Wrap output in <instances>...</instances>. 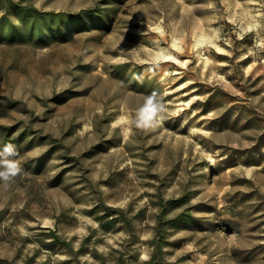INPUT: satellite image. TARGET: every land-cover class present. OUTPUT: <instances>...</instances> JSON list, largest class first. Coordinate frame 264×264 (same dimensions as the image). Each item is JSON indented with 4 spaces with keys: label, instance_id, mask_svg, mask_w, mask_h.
<instances>
[{
    "label": "rangeland",
    "instance_id": "374dc122",
    "mask_svg": "<svg viewBox=\"0 0 264 264\" xmlns=\"http://www.w3.org/2000/svg\"><path fill=\"white\" fill-rule=\"evenodd\" d=\"M7 144L0 264H264V0H0Z\"/></svg>",
    "mask_w": 264,
    "mask_h": 264
},
{
    "label": "clouds",
    "instance_id": "9594fccd",
    "mask_svg": "<svg viewBox=\"0 0 264 264\" xmlns=\"http://www.w3.org/2000/svg\"><path fill=\"white\" fill-rule=\"evenodd\" d=\"M154 97H149L145 105L137 112L135 124L137 127H147L151 123V116L156 113L158 106L154 104ZM16 155L15 146L7 144L0 150V180L9 181L19 172V164L12 159Z\"/></svg>",
    "mask_w": 264,
    "mask_h": 264
},
{
    "label": "trees",
    "instance_id": "16d2710c",
    "mask_svg": "<svg viewBox=\"0 0 264 264\" xmlns=\"http://www.w3.org/2000/svg\"><path fill=\"white\" fill-rule=\"evenodd\" d=\"M83 12H85V11H81V12L77 13V14L74 16L75 19L80 18L81 15L83 14ZM43 15H44L45 17L48 16L49 19H50V18H52V19H60V18H62V16H61L62 14H60V13H54V12H45Z\"/></svg>",
    "mask_w": 264,
    "mask_h": 264
},
{
    "label": "bare ground",
    "instance_id": "6f19581e",
    "mask_svg": "<svg viewBox=\"0 0 264 264\" xmlns=\"http://www.w3.org/2000/svg\"><path fill=\"white\" fill-rule=\"evenodd\" d=\"M203 36V35H202ZM196 39V38H195ZM207 39V38H206ZM208 40V39H207ZM214 40V39H213ZM205 41V38H203V37H197V39H196V45H199V44H201V43H203ZM214 42H216V41H214ZM173 44H176V43H173ZM214 45H217V44H214ZM218 49H219V47H218ZM222 50V49H221ZM167 60V59H166Z\"/></svg>",
    "mask_w": 264,
    "mask_h": 264
}]
</instances>
